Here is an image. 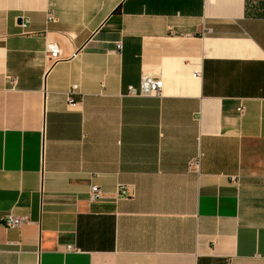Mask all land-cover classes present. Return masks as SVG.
Returning a JSON list of instances; mask_svg holds the SVG:
<instances>
[{"label":"crops","instance_id":"1","mask_svg":"<svg viewBox=\"0 0 264 264\" xmlns=\"http://www.w3.org/2000/svg\"><path fill=\"white\" fill-rule=\"evenodd\" d=\"M0 264H264V0H0Z\"/></svg>","mask_w":264,"mask_h":264},{"label":"built area","instance_id":"2","mask_svg":"<svg viewBox=\"0 0 264 264\" xmlns=\"http://www.w3.org/2000/svg\"><path fill=\"white\" fill-rule=\"evenodd\" d=\"M122 45L117 44V49H121ZM49 54L51 58H58L60 55V50L56 45L49 46ZM200 73L199 71L195 72V76H198ZM76 87H73L75 90ZM163 91V81L157 75L152 74H143L140 80V84L138 86H129L127 90V95L135 96V97H161ZM69 101H74L75 91L69 92ZM199 162L200 158L193 159L190 163L191 171L197 172L199 169ZM90 200L96 201L100 199L101 196V189L99 186L92 184L90 188ZM119 193L122 196H126L127 189L124 186L119 187ZM26 222V218L23 216H15V215H8L4 219V224L7 228H18L23 223Z\"/></svg>","mask_w":264,"mask_h":264}]
</instances>
